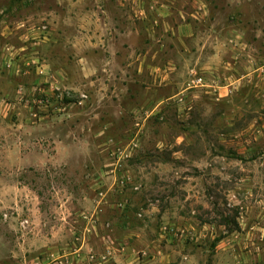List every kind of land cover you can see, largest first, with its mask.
I'll return each instance as SVG.
<instances>
[{
    "label": "rangeland",
    "instance_id": "obj_1",
    "mask_svg": "<svg viewBox=\"0 0 264 264\" xmlns=\"http://www.w3.org/2000/svg\"><path fill=\"white\" fill-rule=\"evenodd\" d=\"M23 218L65 264H264V0H0V235Z\"/></svg>",
    "mask_w": 264,
    "mask_h": 264
},
{
    "label": "crops",
    "instance_id": "obj_2",
    "mask_svg": "<svg viewBox=\"0 0 264 264\" xmlns=\"http://www.w3.org/2000/svg\"><path fill=\"white\" fill-rule=\"evenodd\" d=\"M178 29L190 33L188 23L180 22ZM89 224L88 221L86 225ZM13 226L15 231L9 240L2 234L0 235V249L8 247V250H6L7 261L4 263L3 257L0 255V264H65L58 246L55 245L61 237L58 231L54 229V226L49 229L39 226L37 221L31 218H23L18 224ZM72 230L75 231L74 229ZM86 237L90 238V235L85 234L84 238ZM78 239L80 240V238ZM78 247H76V250H78ZM43 248L46 249L41 250ZM71 255L72 260L76 259V264H88L86 255L82 254V257H78V254L76 255L75 253ZM101 256L100 254L97 260L102 262L112 259L114 262H121L122 259H126L125 253H120L118 250H111L109 255H105L106 258H103L104 260H101Z\"/></svg>",
    "mask_w": 264,
    "mask_h": 264
},
{
    "label": "built area",
    "instance_id": "obj_3",
    "mask_svg": "<svg viewBox=\"0 0 264 264\" xmlns=\"http://www.w3.org/2000/svg\"><path fill=\"white\" fill-rule=\"evenodd\" d=\"M197 81H198V83H200V82L202 81V77H199V78L197 79ZM103 258H105V255L103 256Z\"/></svg>",
    "mask_w": 264,
    "mask_h": 264
}]
</instances>
